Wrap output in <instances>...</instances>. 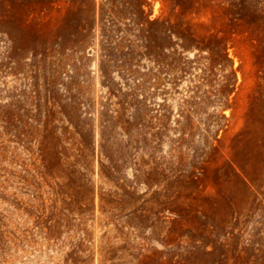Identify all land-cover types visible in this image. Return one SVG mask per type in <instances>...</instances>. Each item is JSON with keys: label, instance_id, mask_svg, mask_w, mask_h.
<instances>
[{"label": "rangeland", "instance_id": "1", "mask_svg": "<svg viewBox=\"0 0 264 264\" xmlns=\"http://www.w3.org/2000/svg\"><path fill=\"white\" fill-rule=\"evenodd\" d=\"M0 264H264V0H0Z\"/></svg>", "mask_w": 264, "mask_h": 264}]
</instances>
